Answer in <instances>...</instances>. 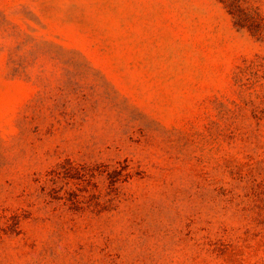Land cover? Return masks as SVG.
Listing matches in <instances>:
<instances>
[{
	"label": "rangeland",
	"instance_id": "374dc122",
	"mask_svg": "<svg viewBox=\"0 0 264 264\" xmlns=\"http://www.w3.org/2000/svg\"><path fill=\"white\" fill-rule=\"evenodd\" d=\"M256 55L220 0H0V264H264Z\"/></svg>",
	"mask_w": 264,
	"mask_h": 264
},
{
	"label": "trees",
	"instance_id": "16d2710c",
	"mask_svg": "<svg viewBox=\"0 0 264 264\" xmlns=\"http://www.w3.org/2000/svg\"><path fill=\"white\" fill-rule=\"evenodd\" d=\"M224 3L226 9L233 17V23L237 28H247L252 36H255L258 39L264 40V20L254 11L249 5L244 3V0H220ZM241 72L245 76V78L250 83H254L259 80H264V55H256L254 58L246 60L245 65L241 68ZM264 104V100H263ZM259 112V113H258ZM253 115L257 117L264 116V107L259 109V111H253ZM65 162L69 163V166L64 167L61 162L59 165L62 166L63 169L53 170L49 180L52 183L57 182L59 179H72L75 177H80L89 173L90 175H94V171H84L79 168V164L73 163V161L69 159H65ZM126 170V164L121 165L120 168H113L110 171H106V177L109 180L111 185H114L117 181H121L125 179L129 173ZM103 170H99L98 173H102ZM67 182V181H66ZM62 188H55L54 186L48 191V194L51 198L54 199H62L70 200L73 204L79 202L77 194H73V191H68L70 196L65 197V195H61L59 190ZM95 204H102L98 196H95Z\"/></svg>",
	"mask_w": 264,
	"mask_h": 264
}]
</instances>
